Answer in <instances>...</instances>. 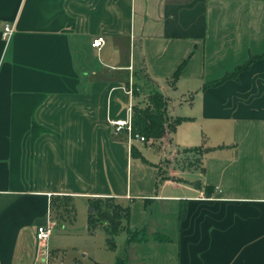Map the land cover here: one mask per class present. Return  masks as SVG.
<instances>
[{
	"label": "crops",
	"instance_id": "crops-1",
	"mask_svg": "<svg viewBox=\"0 0 264 264\" xmlns=\"http://www.w3.org/2000/svg\"><path fill=\"white\" fill-rule=\"evenodd\" d=\"M263 53L264 0H0V264H264V57L205 87ZM140 71L184 119L131 144L110 120ZM75 197L130 206L150 239L122 231L115 259H61L52 234L39 249L37 227Z\"/></svg>",
	"mask_w": 264,
	"mask_h": 264
},
{
	"label": "trees",
	"instance_id": "trees-1",
	"mask_svg": "<svg viewBox=\"0 0 264 264\" xmlns=\"http://www.w3.org/2000/svg\"><path fill=\"white\" fill-rule=\"evenodd\" d=\"M261 55H251L249 59L239 65L233 72L227 73L222 78L208 83L205 87L218 86L227 80H238L241 72L249 69L251 65L258 59L263 58ZM179 77V70L174 75V80ZM151 86V80L145 71L137 73V80L133 84L128 82V88L132 90L136 101L133 104L132 112V128L133 133H140L147 139H160L166 132L174 131L177 125L184 119L177 117L170 119L167 110V100L164 94L156 87H152L149 91H145L144 86ZM153 85V84H152ZM133 153L137 154L136 148L133 146ZM200 148H194L196 151ZM191 150V151H192ZM190 151V150H188ZM166 177H163L164 179ZM63 205V208H59ZM68 203H62L60 200H52L51 208L55 211L63 212L68 209ZM89 207L93 209L90 213L88 228L93 231L98 227H102L107 234V244L111 248L116 247V238L122 231H128L127 244L134 242H145L151 237L147 226L136 227L131 229L129 226L131 208L124 205L112 197H97L90 199ZM57 211V212H58ZM155 238L159 242L169 241V237L162 233H155ZM116 264H125V257L122 253L118 256Z\"/></svg>",
	"mask_w": 264,
	"mask_h": 264
},
{
	"label": "rangeland",
	"instance_id": "rangeland-1",
	"mask_svg": "<svg viewBox=\"0 0 264 264\" xmlns=\"http://www.w3.org/2000/svg\"><path fill=\"white\" fill-rule=\"evenodd\" d=\"M62 208L63 205L61 206ZM90 209L91 207L87 206V199L75 197L70 204L68 212H65L62 217L53 216L52 220H56V226L50 239H52L53 248L62 251L61 259L70 260L77 257L84 260L86 252L93 255L94 252L100 250L104 253H110L114 259L117 257L118 251L121 250L124 244L125 232H122L117 237L118 245L116 250L107 247L106 244L104 245L102 227L98 228L93 235L86 228L91 213ZM49 244L51 245V241Z\"/></svg>",
	"mask_w": 264,
	"mask_h": 264
},
{
	"label": "built area",
	"instance_id": "built-area-1",
	"mask_svg": "<svg viewBox=\"0 0 264 264\" xmlns=\"http://www.w3.org/2000/svg\"><path fill=\"white\" fill-rule=\"evenodd\" d=\"M15 33V22H6L3 30V37L5 40L11 39ZM106 42L104 36H98L93 40L92 46L101 48ZM132 92V90H131ZM132 105L129 109L127 117L120 119H111L110 124L113 127L115 134H120L121 132H127L129 136V141L132 144L134 141H140L141 143L149 142L150 139H147L144 135L140 133H133L132 128ZM54 231V225L52 222L41 224L37 227L36 231V240L38 243V248H43L46 246L48 239Z\"/></svg>",
	"mask_w": 264,
	"mask_h": 264
},
{
	"label": "water",
	"instance_id": "water-1",
	"mask_svg": "<svg viewBox=\"0 0 264 264\" xmlns=\"http://www.w3.org/2000/svg\"><path fill=\"white\" fill-rule=\"evenodd\" d=\"M92 211H93V209L91 208V209H90V212H92Z\"/></svg>",
	"mask_w": 264,
	"mask_h": 264
}]
</instances>
